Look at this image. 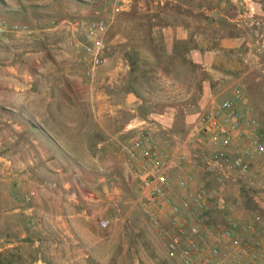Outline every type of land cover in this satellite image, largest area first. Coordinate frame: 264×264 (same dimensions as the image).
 I'll return each mask as SVG.
<instances>
[{"label":"crops","instance_id":"obj_1","mask_svg":"<svg viewBox=\"0 0 264 264\" xmlns=\"http://www.w3.org/2000/svg\"><path fill=\"white\" fill-rule=\"evenodd\" d=\"M131 1L0 0V23L31 26L20 19L41 23L40 18L54 14L64 20L79 16L86 24L104 18L97 8L119 5L126 13ZM144 1L141 8L156 11L164 21L151 25L156 44L142 45L141 50L156 66L157 80L173 83L162 86L173 102L158 117L152 131L156 141L180 148L197 113L235 90L242 92L263 128L264 47L256 53L252 28L235 18L245 9L248 16L264 19V0H241L246 8L238 6L240 0ZM85 28L76 29L82 44H87ZM10 33H0V264H101L105 258L107 264L116 247L126 245L124 227H132L137 215L143 220L148 211L155 214L161 234L170 214L146 198L140 163L122 148L134 132L128 128L144 121L116 126L101 116L99 96L87 83L67 73L46 76L51 83L38 87L36 74L22 73L19 67L26 40ZM65 54L76 59L71 51ZM5 58L7 66H2ZM70 61H65L66 69ZM176 112L185 114L179 132L170 130ZM188 169L184 165L170 172L173 200L185 194L177 178ZM196 175L206 186L204 176ZM214 183L207 185L216 187ZM229 190L225 186L212 195L207 215L220 218L210 213L212 199L223 206L222 195ZM101 219L109 221L107 227L99 225Z\"/></svg>","mask_w":264,"mask_h":264},{"label":"built area","instance_id":"obj_2","mask_svg":"<svg viewBox=\"0 0 264 264\" xmlns=\"http://www.w3.org/2000/svg\"><path fill=\"white\" fill-rule=\"evenodd\" d=\"M63 24L71 28L86 26L91 63L84 76L95 78L97 68L105 61L107 21L98 17L86 24L78 19L64 20ZM9 31L30 32L27 25L2 21L0 33ZM263 47L264 38L261 43L255 40L256 53ZM128 130L134 132L123 140L122 148L140 163L146 198L170 214L161 234L167 255L176 260L175 264H264V220L260 216L248 221L211 218L205 212L209 199L226 186L234 173L247 177L262 172L256 160L264 157V129L241 91L235 90L222 102L212 101L205 106L187 129L180 148L169 143L160 145L145 124H135ZM186 147L194 151L188 152ZM208 147L211 150L206 151ZM184 165L189 169L177 178V184L185 194L173 200L169 175ZM194 173L212 176L216 187L199 184ZM150 217L157 221L155 214ZM108 224L107 219L99 220L101 227Z\"/></svg>","mask_w":264,"mask_h":264},{"label":"rangeland","instance_id":"obj_3","mask_svg":"<svg viewBox=\"0 0 264 264\" xmlns=\"http://www.w3.org/2000/svg\"><path fill=\"white\" fill-rule=\"evenodd\" d=\"M141 2L146 3L144 0H132L126 13L119 5L104 9L102 7L101 10L97 8L106 18L108 31L104 38L105 61L97 68L98 75L92 80H87L84 76V71L91 63V55L89 44H82L80 36L77 35L79 30L76 29L80 27H69L65 30L62 28L64 19L54 14L40 18L43 21L41 23L32 22L29 17L20 19L25 23L30 21L31 26L24 24L29 27L30 32L12 31L9 35L19 34L20 38L26 40L20 51L21 72L36 74L40 88L51 83L46 76L67 73L69 77L87 83L94 95L99 96L97 99L102 109L101 116L110 119L109 121L116 126L123 127L128 123L143 120L150 131L156 130L158 117L163 112L164 105L173 102V99L165 95V88L162 86H171L173 83L169 81L164 85L162 81L157 80L156 66L148 63L146 53L141 50L142 45L156 44L157 32L152 31L151 25L164 21L156 11L150 13L143 10ZM238 4L246 8L243 1H238ZM245 12V9L240 10L235 22L244 25L245 28H252L254 41L259 40L261 43L264 38V19L248 16ZM117 17L120 19L115 22ZM77 19L82 20L79 16H71L68 21ZM168 19L169 17H166V20ZM68 42L71 44L68 45ZM68 51H71L76 59L70 54L67 56L65 53ZM9 54L12 56V51ZM68 58L71 61L68 62L66 69L64 63ZM2 66H7V58L2 62ZM85 79L87 81H84ZM129 93L135 96L131 101L127 100ZM173 117L170 130L176 132L183 130L185 114L176 112ZM256 163L262 167V172L247 177L234 173L226 183L230 190L222 195L224 205L220 206L216 204V199H212L213 204L210 207L212 215L224 219L245 217L243 220L248 221L260 216L264 220V157L257 159ZM203 180L206 186L210 187L207 184L214 179L212 176H204L202 182ZM214 184L216 185V182ZM149 212H146L147 216H143V220L137 215L136 220L133 219L132 227H124L126 245L122 247L120 243L116 247V256L109 258L107 264L176 263L174 258L167 255L166 240L160 234V223L152 219ZM106 260L107 258L101 264H105Z\"/></svg>","mask_w":264,"mask_h":264},{"label":"water","instance_id":"obj_4","mask_svg":"<svg viewBox=\"0 0 264 264\" xmlns=\"http://www.w3.org/2000/svg\"><path fill=\"white\" fill-rule=\"evenodd\" d=\"M135 98V96L132 94V93H129L128 95H127V100L128 101H131V100H133Z\"/></svg>","mask_w":264,"mask_h":264}]
</instances>
